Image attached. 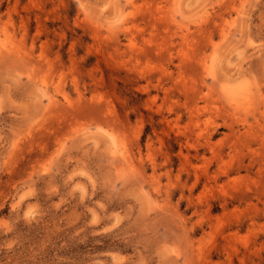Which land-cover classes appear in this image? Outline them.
<instances>
[{
  "label": "rangeland",
  "instance_id": "rangeland-1",
  "mask_svg": "<svg viewBox=\"0 0 264 264\" xmlns=\"http://www.w3.org/2000/svg\"><path fill=\"white\" fill-rule=\"evenodd\" d=\"M0 264H264V0H0Z\"/></svg>",
  "mask_w": 264,
  "mask_h": 264
}]
</instances>
